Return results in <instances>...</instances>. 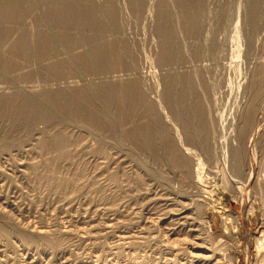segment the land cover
<instances>
[{
    "label": "rangeland",
    "instance_id": "obj_1",
    "mask_svg": "<svg viewBox=\"0 0 264 264\" xmlns=\"http://www.w3.org/2000/svg\"><path fill=\"white\" fill-rule=\"evenodd\" d=\"M4 1L0 264H264V0Z\"/></svg>",
    "mask_w": 264,
    "mask_h": 264
},
{
    "label": "bare ground",
    "instance_id": "obj_2",
    "mask_svg": "<svg viewBox=\"0 0 264 264\" xmlns=\"http://www.w3.org/2000/svg\"><path fill=\"white\" fill-rule=\"evenodd\" d=\"M6 1V0H5ZM4 1V2H5ZM18 1V0H17ZM20 1H22V0H20ZM19 1V2H20ZM48 1V0H47ZM68 1V2H67ZM70 1V2H69ZM81 1V0H80ZM84 1V0H83ZM167 1V0H166ZM4 2H3V4H4ZM7 2H8V0H7ZM7 2H5V3H7ZM10 3H11V1H9ZM8 2V3H9ZM16 2V1H15ZM18 2V3H19ZM25 2H28V6L27 7H25V8H23V11H21V12H24V9H26V11L27 10H31V8H32V4H34L35 2H33L32 0H28V1H25ZM33 2V3H32ZM78 2V1H77ZM76 1H74V3H73V0H50V1H48V3H50L49 5L47 4V11H46V13L45 14H43V15H41L40 17H39V19H40V21L43 23V24H45L46 25V36H43L40 32L38 33V35H37V37H38V40H37V45H38V47L39 48H43V47H50V48H53L54 46H57L56 45V41L59 39V36H55L54 34H52L51 33V31H53L52 30V25H55L56 27H59V29L62 31V32H65L66 31V28L68 27V25L70 24V20H72V21H74V23L75 24H77V25H81V26H84V25H86L87 23L88 24H93L92 22H90L91 20H92V18H94V13H92V12H94V11H92V10H89V9H81V7H78L77 5H76V3H77ZM173 2V1H172ZM196 2H198V1H196ZM8 3H7V5H8ZM22 3V2H21ZM24 3V2H23ZM79 3V2H78ZM81 3H82V1H81ZM256 3V2H255ZM25 4V3H24ZM64 4V5H63ZM168 4V3H167ZM6 5V4H5ZM4 5V6H5ZM6 5V6H7ZM58 5V6H57ZM9 6V5H8ZM20 6V5H19ZM24 6V5H23ZM22 6V7H23ZM34 6V5H33ZM253 6H254V4H253ZM34 8V7H33ZM7 10H8V13L6 14V15H11V17L12 16H15V15H13V12H15L16 13V9L13 7H7L6 8ZM188 10V9H187ZM195 10V9H194ZM254 10V9H253ZM196 11V10H195ZM75 12L77 13H83V18H82V21L83 22H81V23H77L76 21H75V18L77 19V16L75 15ZM164 12V11H163ZM191 12V11H190ZM198 15V14H197ZM196 15V16H197ZM76 16V17H75ZM10 17V16H9ZM75 17V18H74ZM80 17V16H79ZM96 18V17H95ZM81 20V19H80ZM196 21V20H195ZM173 23V22H172ZM177 23V22H176ZM195 23V22H194ZM193 23V24H194ZM198 24H199V22H198ZM79 26H77V27H79ZM170 29V28H169ZM170 31V30H169ZM178 31V30H177ZM55 32V31H54ZM166 32V31H165ZM60 33V32H59ZM170 33V32H169ZM61 35V34H60ZM80 36V35H79ZM164 36V35H163ZM62 37H64V36H62ZM167 39H166V43H165V45H164V47H165V54H164V56H167V57H170V56H172V54H173V48H174V46H173V44H171L172 42H171V40H169V38L168 37H166ZM171 38V37H170ZM173 39V38H172ZM78 40V39H77ZM93 41V40H92ZM24 42V41H23ZM57 42H59V41H57ZM71 42V41H70ZM94 43H96L95 41H94ZM101 44V43H100ZM22 46H21V51L24 53V54H29L30 53V46L29 45H27V44H21ZM99 45V44H98ZM96 46V45H95ZM98 48L96 49V48H94L93 49V52H91V55L92 56H94V58H99V54L101 53V52H99L100 51V49H99V47H101V46H97ZM92 48V47H91ZM44 50V49H43ZM50 50V49H49ZM113 51V50H112ZM110 52H111V50H110ZM112 55H113V57H115V56H117L118 54H117V52L116 51H113L112 52ZM111 55V56H112ZM89 57H90V55H89ZM101 57V56H100ZM89 59V58H88ZM87 59V60H88ZM91 59V58H90ZM115 60V59H114ZM91 62H93V61H91ZM89 63V62H88ZM130 88V87H129ZM183 93V92H182ZM114 95V94H113ZM131 96V95H130ZM127 97V96H126ZM181 97H183V95L181 96ZM24 99V98H23ZM27 101V100H26ZM23 102H25V101H23ZM57 103V102H56ZM28 104V103H27ZM36 105V104H35ZM35 105H32V107L33 106H35ZM29 107V106H28ZM34 108V107H33ZM30 110V109H29ZM34 111H35V109H33ZM40 110V109H39ZM36 112V111H35ZM51 115V114H50ZM90 117V116H89ZM98 119V118H97ZM94 120V119H93ZM98 122V121H97ZM186 149V148H185ZM262 234H264V233H262ZM261 239V238H260ZM262 240V239H261ZM260 240V241H261ZM259 242V241H258ZM259 244V243H258ZM260 244H261V242H260Z\"/></svg>",
    "mask_w": 264,
    "mask_h": 264
}]
</instances>
